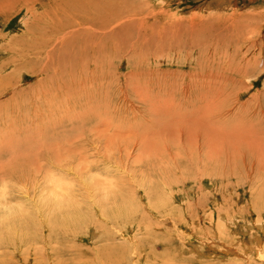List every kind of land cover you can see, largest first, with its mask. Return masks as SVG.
Returning a JSON list of instances; mask_svg holds the SVG:
<instances>
[{"label":"rangeland","instance_id":"374dc122","mask_svg":"<svg viewBox=\"0 0 264 264\" xmlns=\"http://www.w3.org/2000/svg\"><path fill=\"white\" fill-rule=\"evenodd\" d=\"M61 1L0 0V264H264V0Z\"/></svg>","mask_w":264,"mask_h":264},{"label":"bare ground","instance_id":"6f19581e","mask_svg":"<svg viewBox=\"0 0 264 264\" xmlns=\"http://www.w3.org/2000/svg\"><path fill=\"white\" fill-rule=\"evenodd\" d=\"M61 1V0H60ZM63 1V0H62ZM61 1V2H62ZM88 1L89 0H73L72 1V3L68 6H66L65 4H64V1L62 2V4L60 5V6H58V7H61V12H63L64 13V15H65V17L66 18H68L69 19V25H68V27L69 28H72V27H74V25L75 24H77L78 25V27H79V23L81 22V19L85 16H87V15H85V14H83V13H80L78 10H86V11H89V7H94V6H88L87 5V3H88ZM223 3V1L221 0H219V1H217V5H220V4H222ZM68 4V3H67ZM99 7V6H98ZM97 7V8H98ZM59 10V9H58ZM98 12V11H97ZM69 13V14H68ZM70 13H71V15H70ZM86 14H88V13H86ZM93 16V15H92ZM263 16V15H262ZM97 17H98V15H97ZM90 18V17H89ZM96 18V17H95ZM126 18V17H125ZM94 20V19H93ZM119 21H120V19H119ZM121 21H122V19H121ZM118 22V23H116L115 25H114V27H118L119 29H122L124 26V23L123 22ZM90 22V21H89ZM97 22V21H96ZM108 22V21H107ZM143 23L144 22H140V26H143ZM113 24V23H112ZM112 24H110L111 26H112ZM87 25V24H86ZM106 26V25H105ZM127 26V25H126ZM108 27H110L109 26V24H108ZM90 28V26H88V27H86V29H89ZM94 28V27H93ZM84 29V28H83ZM95 29V28H94ZM93 29V30H94ZM110 30L109 31H114V29L113 30H111V28H109ZM72 30V29H71ZM78 31V30H77ZM100 31V30H99ZM68 33V32H67ZM256 45V44H255ZM263 45V44H262ZM263 47V46H262ZM189 121V120H188ZM206 127V126H205ZM254 130V129H253ZM210 131V130H209ZM208 131V132H209ZM201 132V131H200ZM213 132V131H212ZM226 132V131H225ZM245 132L246 133H244L243 134V136H242V138L240 139L241 140V144L239 145L238 144V146L235 148V149H233V152L234 153H237L238 151H240L241 149H244V148H248V150H251V149H255L258 153H259V155L261 156V158H262V161H264V145L262 144V142L259 140V138H256L257 136H255L254 134H251V131H249V130H245ZM192 134V133H191ZM197 135H198V133H197ZM200 135V134H199ZM198 135V136H199ZM196 136V135H195ZM197 136V137H198ZM203 136V135H202ZM212 136V135H211ZM219 136H221L220 134H219ZM205 137H207L206 135H205ZM190 138V137H189ZM203 138V137H202ZM194 139V138H193ZM216 139V138H215ZM207 140V141H206ZM206 140H203V142H204V145H206V147H211V141L213 140H211L210 141V138H208V139H206ZM219 142L222 140V139H217ZM216 140V141H217ZM224 140V139H223ZM237 140V139H236ZM182 141V140H181ZM238 142V141H237ZM213 144H216V143H213ZM219 145V144H218ZM217 147V146H216ZM216 149V148H215ZM231 150V149H230ZM213 151V150H212ZM222 151V150H221ZM228 151V150H227ZM202 154V153H201ZM205 154V153H204ZM207 155V154H206ZM214 156V155H213ZM205 158V157H204ZM260 158V159H261ZM57 182V181H56ZM110 182H99V181H96L95 182V185H97L98 187H99V190H102L103 191V193H104V195H106L107 194V189L110 187V184H109ZM62 184L60 183H52V186H53V190L51 191V193H50V197L53 199V202L54 201H56V203L57 204H59L60 203V199L62 198L61 196H60V193L63 191V187L61 186ZM103 195V196H104ZM128 218V217H127ZM210 220V219H209ZM219 220V219H218ZM211 222V221H210ZM219 223L222 225V227L223 228H225L226 227V229L227 228H232L236 223H234V221H230V220H228L227 218H225V216H222L221 218H220V221H219ZM220 224H219V226H220ZM113 227V226H112ZM252 228H254V231H255V245L254 246H251L250 248H248L246 251L249 253H244V254H242V257L243 258H246L247 259V257L246 256H249L250 255V257L252 256H254V258H258V259H262V260H264V253H262V251H263V240H264V237L263 236H261V235H264V225L263 224H259V223H257V224H254L253 226H251ZM132 228V227H131ZM219 233V232H218ZM224 233H225V231H224ZM222 236V235H221ZM242 244V243H241ZM244 247V246H243ZM246 248V247H245ZM189 254H191L192 252L194 253H197V257H202V251L199 249L198 250V248L197 247H195V246H193L191 249H189L188 251H187ZM223 252H224V254H225V258L226 259H228V256L229 255H237V256H239L237 253V251L235 250V246L233 245V247H224V249H223ZM254 254V255H253ZM194 255V254H193ZM203 258H206V256H203ZM224 258V259H225ZM241 258V257H240ZM262 260H260V261H262Z\"/></svg>","mask_w":264,"mask_h":264}]
</instances>
